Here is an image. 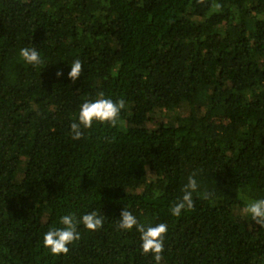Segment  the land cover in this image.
Returning <instances> with one entry per match:
<instances>
[{
  "label": "trees",
  "instance_id": "trees-1",
  "mask_svg": "<svg viewBox=\"0 0 264 264\" xmlns=\"http://www.w3.org/2000/svg\"><path fill=\"white\" fill-rule=\"evenodd\" d=\"M30 45L45 64L18 61ZM101 91L125 100L123 127L72 139ZM192 174L209 196L172 216ZM258 196L264 0H0V264H155L124 208L168 225L160 264H264V227L241 214ZM90 211L102 227L48 253L59 216Z\"/></svg>",
  "mask_w": 264,
  "mask_h": 264
},
{
  "label": "clouds",
  "instance_id": "clouds-1",
  "mask_svg": "<svg viewBox=\"0 0 264 264\" xmlns=\"http://www.w3.org/2000/svg\"><path fill=\"white\" fill-rule=\"evenodd\" d=\"M17 59L26 66L37 67L46 63L39 49L34 46L19 48ZM70 65L68 77L75 81L82 74L83 65L79 58L67 61ZM63 71H58L57 76H62ZM126 107L123 98L113 99L104 92L84 96L78 104L74 119L70 122L69 133L74 140H79L84 132L91 129L94 124H107L110 127H123L121 112ZM194 194L209 196L207 191L201 193L200 185L195 174L188 176L183 185L182 195L169 207L172 216L179 217L182 212L194 206ZM244 218L254 221L264 227V196L249 199L241 209ZM103 225V217L96 211L83 213L79 217L75 212H67L59 216L58 221L43 233L42 244L48 253L56 256L67 254L69 245L80 239V226L88 231H95ZM117 227L121 230L136 229L140 234V250L143 254H151L155 264H160L164 251V239L168 232L166 223H141L138 217L127 208L120 213Z\"/></svg>",
  "mask_w": 264,
  "mask_h": 264
}]
</instances>
